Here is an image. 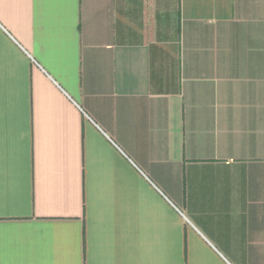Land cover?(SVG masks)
<instances>
[{
	"label": "crops",
	"instance_id": "obj_1",
	"mask_svg": "<svg viewBox=\"0 0 264 264\" xmlns=\"http://www.w3.org/2000/svg\"><path fill=\"white\" fill-rule=\"evenodd\" d=\"M0 264H264V0H0Z\"/></svg>",
	"mask_w": 264,
	"mask_h": 264
}]
</instances>
